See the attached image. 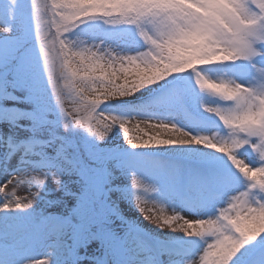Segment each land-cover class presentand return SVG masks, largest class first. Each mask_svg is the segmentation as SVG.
<instances>
[{
  "label": "snow or ice",
  "instance_id": "snow-or-ice-1",
  "mask_svg": "<svg viewBox=\"0 0 264 264\" xmlns=\"http://www.w3.org/2000/svg\"><path fill=\"white\" fill-rule=\"evenodd\" d=\"M0 177V264H264V0H0Z\"/></svg>",
  "mask_w": 264,
  "mask_h": 264
},
{
  "label": "rangeland",
  "instance_id": "rangeland-1",
  "mask_svg": "<svg viewBox=\"0 0 264 264\" xmlns=\"http://www.w3.org/2000/svg\"><path fill=\"white\" fill-rule=\"evenodd\" d=\"M66 107L68 108H71V104L68 103L66 104ZM104 143H107V142H104ZM113 144H116V143H123L122 141V138H115L113 139L112 141ZM2 177H0V182H2ZM116 183H119L121 184V186H125L127 185V180L124 178V177H121L119 175H117V178H116ZM34 190V189H33ZM17 195H20V196H27L28 193L27 191H25L22 187H18L17 188ZM54 195H59L58 193H54ZM114 197L116 198V201L123 213V215L125 217H127V219L129 221H132V222H136L138 223L141 228L145 231H154V232H159L158 229H155V225L151 224L150 221H147L144 219V214L143 213H140L138 211V209L134 206V203L130 200V199H124V198H121L120 197V193H115L114 194ZM49 210H53V209H49ZM185 211V214L187 215H196V214H205V213H197L195 210L193 209H184ZM166 214L170 215L171 214V210L170 209H166ZM163 235V234H161ZM169 236H182V234H174V233H168ZM184 245L188 248H195L197 246V242L196 241H193V240H188V239H185L183 241ZM90 247H95V245H91ZM262 249H264V245H262L259 241L258 242H255L253 244H250L247 249H245L242 253V255L244 256H253L258 254ZM239 256L237 257V261L239 260ZM233 264H236V261L233 262Z\"/></svg>",
  "mask_w": 264,
  "mask_h": 264
}]
</instances>
